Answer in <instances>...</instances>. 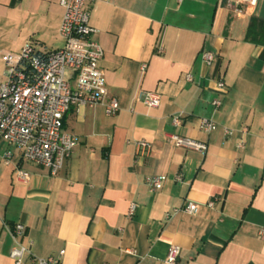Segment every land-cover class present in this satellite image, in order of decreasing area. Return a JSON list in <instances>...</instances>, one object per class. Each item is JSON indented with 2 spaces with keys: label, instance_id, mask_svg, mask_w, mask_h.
<instances>
[{
  "label": "crops",
  "instance_id": "crops-1",
  "mask_svg": "<svg viewBox=\"0 0 264 264\" xmlns=\"http://www.w3.org/2000/svg\"><path fill=\"white\" fill-rule=\"evenodd\" d=\"M88 7L107 95L119 110L109 116L97 104L64 113L62 128L77 143L56 175L0 139V264H14L15 223L25 226L23 264H34L32 256L166 264L170 245L179 246L174 264H264V45L245 37L252 18L264 20V0H93ZM62 13L59 0H0V84L9 68L3 53L62 47ZM204 52L213 55L209 64ZM139 91L159 94V105H144ZM201 118L216 127L201 130ZM171 133L205 142V152L173 145ZM137 140L151 144L147 156L136 153ZM154 175L165 179L150 191L144 179ZM188 200L196 213L165 218Z\"/></svg>",
  "mask_w": 264,
  "mask_h": 264
},
{
  "label": "built area",
  "instance_id": "built-area-1",
  "mask_svg": "<svg viewBox=\"0 0 264 264\" xmlns=\"http://www.w3.org/2000/svg\"><path fill=\"white\" fill-rule=\"evenodd\" d=\"M93 0H59L63 8L58 33L63 41L62 47L56 50L42 52L32 44L22 46L17 54L3 53L1 58L8 64L7 79L0 84V139L17 148L21 157L42 166L51 175H56L64 161L70 156L77 143L76 137L62 128L64 113L70 108L79 106L102 105L106 115H114L118 110V101L114 96L107 95V87L99 60L102 48L91 36L94 29L89 24L88 4ZM238 3L255 5L257 0H237ZM161 51V50H159ZM203 61L207 64L213 59L210 52H204ZM72 72V79L67 72ZM186 79H190L187 75ZM222 87L223 83L218 82ZM137 100L148 107L159 105V94L150 91H139ZM214 106L220 104L214 100ZM174 125L179 119L173 117ZM216 127L214 121L201 118L199 128L210 132ZM226 134L231 131L225 129ZM166 139L173 145L192 149L200 153L206 150V143L183 137L174 133ZM238 142L237 147H242ZM138 156H147L151 144L146 140L135 142ZM11 151L3 153V159L8 162ZM20 180H27L28 173L17 170ZM165 177L163 175L147 176L144 183L150 191L159 189ZM180 180V176H175ZM216 199L206 204L213 206ZM135 203L130 202L127 217L135 210ZM198 204L186 201L182 206L174 208L166 214L170 218L177 212L194 214ZM13 239L9 257L14 264H23L22 257L29 252L28 246L21 242L25 232L22 223H15L9 228ZM264 234V230L260 231ZM179 255V246L170 245L164 261L174 264ZM34 264H60L59 257L32 256Z\"/></svg>",
  "mask_w": 264,
  "mask_h": 264
},
{
  "label": "trees",
  "instance_id": "trees-1",
  "mask_svg": "<svg viewBox=\"0 0 264 264\" xmlns=\"http://www.w3.org/2000/svg\"><path fill=\"white\" fill-rule=\"evenodd\" d=\"M245 37L254 43L264 45V20L252 18L246 28Z\"/></svg>",
  "mask_w": 264,
  "mask_h": 264
}]
</instances>
